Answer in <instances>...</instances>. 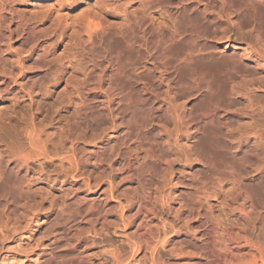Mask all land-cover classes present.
<instances>
[{
  "label": "bare ground",
  "instance_id": "6f19581e",
  "mask_svg": "<svg viewBox=\"0 0 264 264\" xmlns=\"http://www.w3.org/2000/svg\"><path fill=\"white\" fill-rule=\"evenodd\" d=\"M45 1L73 41L77 76L38 88L49 71L36 62L32 93L0 79V94L29 103L21 131L0 137V193L28 205L39 184L36 216L65 228L48 258L73 239L85 264H264V104L250 97L264 93V0H0V54L6 32L46 54L51 16L35 14ZM60 82L67 101L46 106ZM123 106L140 121L120 119Z\"/></svg>",
  "mask_w": 264,
  "mask_h": 264
},
{
  "label": "rangeland",
  "instance_id": "374dc122",
  "mask_svg": "<svg viewBox=\"0 0 264 264\" xmlns=\"http://www.w3.org/2000/svg\"><path fill=\"white\" fill-rule=\"evenodd\" d=\"M47 4L46 1L43 2L41 9H37L35 12L37 17H42L44 15L51 16L47 19L48 23L45 25L46 33H41V40L50 43L46 49L45 55L36 57L33 54L36 48V42L31 41L27 34L16 35L6 32L5 45L7 50L0 54V79L6 81V86L10 90L17 89V91H21V89H23L26 92L32 93V87L28 85L30 82L27 76L31 72L32 67L35 66L34 64L36 62L40 69L49 71L44 78H38V88L41 87V81L46 85H53L50 79L57 74H62V76L68 78L70 80V85L76 80L77 75L74 74V70L68 65V60H70V57L73 54V41L69 40V37L65 32L66 30H62V22L57 20L56 5L53 7L54 12L52 11L54 15H51L52 13L50 14L46 12ZM7 27H10V25L7 24ZM36 69L37 68L35 67V70ZM147 79L150 80V78ZM63 87L64 84L60 82L56 92H51L48 96L42 97V103L48 106L49 104L54 105L67 101V95L64 94L63 91L66 90L68 92L69 87H65L64 90H62ZM154 89L155 92L158 91L156 86ZM95 93H98V91L91 87L90 91L87 92L88 98L85 99V102L90 105L92 113H97V111L93 109V106H91L93 104V94ZM157 93L158 92H156V96L160 97L157 98V100L162 99V101H164L165 98H162V95L159 96V93ZM32 96H34V94H32ZM250 97L252 98L253 103L255 102L254 104L258 103L256 107L263 106L264 93L254 92ZM45 99H49V101L44 102ZM149 99L150 98L147 97L143 103H147ZM28 104L27 98H24L21 102V99H16L14 94H0V137L13 136L21 131V115L24 116L25 107ZM142 104L138 103V105ZM240 106L242 105H235L231 110L240 109L242 111L243 109ZM45 109H47V107H41L42 113L38 117V120H41L42 116H45ZM130 109L131 108L126 109L123 106L120 119H123L126 122L133 118V120L139 122L142 117L141 111H131ZM67 110L65 109L64 111L66 112ZM69 111H71V109ZM65 112L61 113L60 119L58 120L61 124L65 121L62 120L63 117L66 116ZM231 113L232 112L226 113L224 116L229 118L233 115V113ZM232 118H235V115L232 116ZM116 123L118 124V121H116ZM102 128L107 129L108 123L103 122ZM110 132L111 131H107L106 133L111 134ZM155 139H157V136L154 133L150 136L149 140L152 142ZM151 148L152 152L157 155L154 147L151 146ZM158 148L160 150L159 145ZM138 154L142 156V153L139 151ZM164 155L166 154L164 153L163 156ZM6 161V158L0 155V175L7 174ZM175 164V162L170 163L173 168L176 167ZM84 168L90 169L89 166H84ZM159 169L160 167L157 166L158 171ZM13 174V171L8 173V178L12 177ZM119 174L123 175V171H118L117 175ZM38 185L37 182H32L28 186L27 195L24 196L31 202L28 205H22L21 202L17 201L6 202L0 193V264H41L42 262L43 264H85L84 261L79 260L72 251L74 247L73 239L68 245L63 246L62 243L61 247H57L55 251L57 258L55 261L50 260L46 255V251L48 250L46 247H48L47 245L50 238L54 233H63L65 228L63 226L64 223L61 221H59V225H56L53 217L46 221L43 217L36 216L37 209L35 208L34 203H32V199H34L33 189L37 188ZM44 191L45 189L41 187L40 192ZM69 205L71 210L76 211V205L72 202H69ZM95 209L96 207L94 210ZM168 218L169 220L172 219L171 216H168ZM82 227H84V224H82ZM80 230L81 232L85 231L84 228ZM73 231H75V229H73Z\"/></svg>",
  "mask_w": 264,
  "mask_h": 264
}]
</instances>
